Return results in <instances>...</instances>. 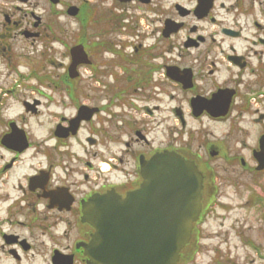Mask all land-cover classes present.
I'll return each instance as SVG.
<instances>
[{"label":"flooded vegetation","instance_id":"obj_1","mask_svg":"<svg viewBox=\"0 0 264 264\" xmlns=\"http://www.w3.org/2000/svg\"><path fill=\"white\" fill-rule=\"evenodd\" d=\"M172 153L195 228L227 187L264 228V0H0V264H93L85 205Z\"/></svg>","mask_w":264,"mask_h":264},{"label":"water","instance_id":"obj_2","mask_svg":"<svg viewBox=\"0 0 264 264\" xmlns=\"http://www.w3.org/2000/svg\"><path fill=\"white\" fill-rule=\"evenodd\" d=\"M156 173L138 192L110 197L94 214L90 256L97 264H177L201 211L202 175L178 155Z\"/></svg>","mask_w":264,"mask_h":264},{"label":"rangeland","instance_id":"obj_3","mask_svg":"<svg viewBox=\"0 0 264 264\" xmlns=\"http://www.w3.org/2000/svg\"><path fill=\"white\" fill-rule=\"evenodd\" d=\"M226 190L228 192L226 200L232 201V204H228L227 208L217 205V211L208 220V224L204 225L202 233L199 234V242L186 251L188 255L194 249L197 251L195 258L188 264H264V228L262 227L263 222L258 217V209L255 208L252 215L243 209L239 211L231 209L234 199H236V193L230 187H227ZM236 217H244L247 221L238 227L248 226V223H251L258 229L251 237L253 244L243 243L236 234L239 231L234 225ZM218 249L221 251L218 252ZM222 254L224 256H221ZM215 255L221 257H215ZM32 264L42 263L33 261Z\"/></svg>","mask_w":264,"mask_h":264}]
</instances>
